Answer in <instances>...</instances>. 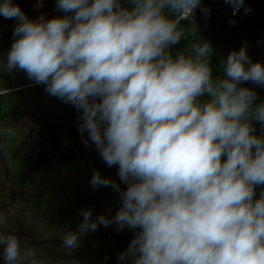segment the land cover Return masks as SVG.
Returning <instances> with one entry per match:
<instances>
[{"label":"clouds","instance_id":"9594fccd","mask_svg":"<svg viewBox=\"0 0 264 264\" xmlns=\"http://www.w3.org/2000/svg\"><path fill=\"white\" fill-rule=\"evenodd\" d=\"M225 3L235 15L244 0ZM200 7L201 0H57L66 15L32 20L13 0H0V16L17 21L7 73L23 71L72 104L85 145L90 140L109 167L117 165L127 186L94 172L91 186L112 187L122 206L111 219L84 210L78 232H63L62 250L115 223L117 231L136 230L120 261L264 264V190L256 195L264 134L253 125L264 128V101L242 86H264V64L241 46L214 78L207 40L173 55L186 36L181 21ZM0 246L5 264H44L17 235L0 232Z\"/></svg>","mask_w":264,"mask_h":264},{"label":"rangeland","instance_id":"374dc122","mask_svg":"<svg viewBox=\"0 0 264 264\" xmlns=\"http://www.w3.org/2000/svg\"><path fill=\"white\" fill-rule=\"evenodd\" d=\"M13 2L32 20L41 15L47 19L63 16L59 10L55 16L54 10L46 5L30 4L25 0ZM16 23L14 19L0 16V87H30L26 89L19 106L11 115L16 133L25 140L19 154L23 168L26 172L36 171L50 165L57 158L62 162L74 159L81 149H87L89 154L98 151L90 140L85 145L84 140L88 138V134L80 132V112L72 104L49 95L45 91L46 86L37 87L23 71L7 73V54L14 41L13 29ZM2 145L0 138V217L3 218L1 232L17 235L21 241L32 234L29 238L37 242L34 245L43 253L42 241L48 237L50 245L49 236H61L63 232L55 223L62 213L60 209L68 208L69 203H73L79 194L86 191V186L83 185L88 183L90 174L99 171L101 175H108L106 173L112 169L105 163L94 167L92 158H89L85 170H60L51 174L37 187L25 188L16 183L10 174L2 156ZM21 243L23 248L25 244ZM52 245L59 246L57 241ZM26 247H31V243Z\"/></svg>","mask_w":264,"mask_h":264},{"label":"flooded vegetation","instance_id":"af4514ba","mask_svg":"<svg viewBox=\"0 0 264 264\" xmlns=\"http://www.w3.org/2000/svg\"><path fill=\"white\" fill-rule=\"evenodd\" d=\"M25 1L30 4L38 5V0ZM56 2L57 0H42V5L49 6L53 9V14L56 16L58 11L56 8ZM122 2L127 5V0H122ZM62 14L63 16L66 15L63 12ZM197 18L198 19L192 16L188 20L181 21L180 26L185 30L186 36L182 38L177 45L172 47L171 51L173 52V55H175L178 51L184 50L190 43L197 40L201 42L203 40H207L212 45L209 36L207 35V30H205L206 26L203 22L204 19L200 17ZM222 39L226 42L225 38ZM241 46H245L247 49V46L242 40H236L230 48H225L222 51L216 50L212 45L213 55L211 57V66L213 68L214 78L224 75L221 66L222 60H224L230 52L239 51ZM247 53L252 60L248 49ZM44 86L45 85H38L37 87L42 88ZM242 86L252 88L256 91L258 96L256 103L264 101L262 86L255 85L251 82H246ZM29 88L22 87L21 85L10 89H7L6 86L0 87V138L3 142L2 156L16 183H18L21 187L35 188L51 174L60 170H85L87 167L86 164L89 163V158H92L91 163L94 167H99L105 163L101 155L99 153L97 154L99 151H93L92 154H89L87 149H81L74 159L62 162L60 158H57L50 165H47L39 170L37 169L36 171L26 172L19 160V154L25 145V140L20 134L16 133L17 131L13 127V123L11 121V115L13 113L12 111L19 106L20 100L22 99L26 89ZM253 125L256 129V135L264 134V128H262L259 123L253 121ZM8 128L13 129L12 134L7 133L6 130ZM106 166L108 165L106 164ZM111 169L112 170L109 173H106L108 175L101 176L118 183L120 185V189L124 190L127 186L119 180L118 166L113 165ZM17 172H19L20 176L23 175L26 177L27 184L22 183V180L17 175ZM44 173H46V175L39 178V176L44 175ZM90 175L88 183L83 185L86 186V191L79 194L77 200L73 203H69L68 208L60 209L62 213L55 220V223L58 227L60 226L63 229V232L67 230L78 232V225L83 221L82 212L84 210H91L92 219H96L99 215H104L105 217L111 219L122 206L119 193L117 191L113 190L112 187L97 186L93 188L90 184V180L93 175ZM262 190H264V186L256 187L257 197ZM63 232L61 233V236H49V241L51 240L50 245L47 241L48 237L45 239L46 242L45 240L44 242L42 241L41 248L43 249V253H40L38 246L34 245L37 244V242L29 238L32 234L28 237V239H22L21 242H24V247L31 243V247L35 248L37 252L36 258L42 260L44 264H73V262H75V264H132L131 258L120 261L119 256L128 248L131 240L136 234V230L126 227L122 231H117L115 223L107 227L98 225L97 230L90 231L84 236H81L78 248L71 252H68V250H62L63 241L61 237ZM56 241L59 245L57 247L52 245V243L54 244ZM0 264H5L3 259V246H0Z\"/></svg>","mask_w":264,"mask_h":264},{"label":"water","instance_id":"95a60500","mask_svg":"<svg viewBox=\"0 0 264 264\" xmlns=\"http://www.w3.org/2000/svg\"><path fill=\"white\" fill-rule=\"evenodd\" d=\"M204 8L210 11L205 13ZM232 11L223 0H201V7L193 17L204 19L205 30L216 50L230 48L236 40H242L253 62L264 64V0H244L236 15H232ZM262 89L264 92V86Z\"/></svg>","mask_w":264,"mask_h":264},{"label":"trees","instance_id":"16d2710c","mask_svg":"<svg viewBox=\"0 0 264 264\" xmlns=\"http://www.w3.org/2000/svg\"><path fill=\"white\" fill-rule=\"evenodd\" d=\"M70 165H76V164H70ZM17 175L21 178L23 184H27V179L25 176H23V175L20 176L19 172H17ZM45 175H46V173H44V175L39 176V178L44 177Z\"/></svg>","mask_w":264,"mask_h":264},{"label":"built area","instance_id":"2783aa9c","mask_svg":"<svg viewBox=\"0 0 264 264\" xmlns=\"http://www.w3.org/2000/svg\"><path fill=\"white\" fill-rule=\"evenodd\" d=\"M223 2L225 3V0H223ZM232 10H233V8H232ZM236 13H237V12H236ZM236 13H235V15H236ZM232 15H234V14H233V11H232Z\"/></svg>","mask_w":264,"mask_h":264}]
</instances>
